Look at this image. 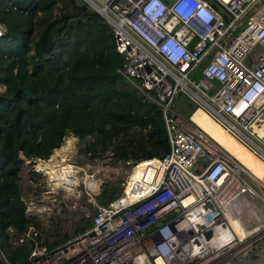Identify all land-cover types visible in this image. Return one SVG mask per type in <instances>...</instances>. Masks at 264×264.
<instances>
[{
	"label": "built area",
	"instance_id": "1",
	"mask_svg": "<svg viewBox=\"0 0 264 264\" xmlns=\"http://www.w3.org/2000/svg\"><path fill=\"white\" fill-rule=\"evenodd\" d=\"M80 1L108 25L117 71L159 105L168 151L153 171L133 168L89 227L33 241L22 264H224L264 236V176L173 104L185 97L264 164V0Z\"/></svg>",
	"mask_w": 264,
	"mask_h": 264
},
{
	"label": "trees",
	"instance_id": "2",
	"mask_svg": "<svg viewBox=\"0 0 264 264\" xmlns=\"http://www.w3.org/2000/svg\"><path fill=\"white\" fill-rule=\"evenodd\" d=\"M0 21L5 25L0 36V247L11 264H22L26 257L17 259L27 256L36 240L12 249L7 228L24 234L35 225L21 198L24 161L46 159L70 134L83 141L79 151L88 160L155 158L138 165L153 171L168 142L159 105L117 71L122 56L114 50L110 29L82 1L0 0ZM174 105L187 118L195 109L183 96ZM121 189L104 185L97 203L112 201ZM91 224L92 218L76 222L70 234L47 247Z\"/></svg>",
	"mask_w": 264,
	"mask_h": 264
},
{
	"label": "rangeland",
	"instance_id": "3",
	"mask_svg": "<svg viewBox=\"0 0 264 264\" xmlns=\"http://www.w3.org/2000/svg\"><path fill=\"white\" fill-rule=\"evenodd\" d=\"M77 2L81 4L80 0ZM60 3L56 2L54 13H57ZM87 8L91 10L89 6ZM242 24L241 22L239 25ZM198 75L199 71L196 70L192 77ZM1 87L3 89L0 85ZM176 115L181 122L191 120L198 126L203 125V128L199 127L245 165L252 175L264 176V164L218 124L204 116L199 109L193 110L188 118L179 112H176ZM82 145L83 141H78L76 137L68 134L63 137L57 148L52 149L46 159L24 161L19 171L21 198L25 204V213L32 217L35 225L28 226L21 242H16V235H9L7 241L10 248L28 247L32 240H37L47 247L54 239L70 234L76 222L83 223L93 217V211L99 206L97 195L104 185L113 190L122 188L133 168V176L138 175L142 169L151 171L150 168L135 167V163L131 162H113L105 156L88 160L87 155L79 151ZM92 182L97 185L91 186ZM71 188L74 189L69 191ZM71 237L73 236L69 238ZM263 239L264 236L257 242ZM66 240L67 238L63 241ZM2 254L6 258L3 251ZM25 257L26 254H21L17 262H21ZM0 264H5L2 256Z\"/></svg>",
	"mask_w": 264,
	"mask_h": 264
},
{
	"label": "water",
	"instance_id": "4",
	"mask_svg": "<svg viewBox=\"0 0 264 264\" xmlns=\"http://www.w3.org/2000/svg\"><path fill=\"white\" fill-rule=\"evenodd\" d=\"M224 264H264V239L247 248Z\"/></svg>",
	"mask_w": 264,
	"mask_h": 264
},
{
	"label": "bare ground",
	"instance_id": "5",
	"mask_svg": "<svg viewBox=\"0 0 264 264\" xmlns=\"http://www.w3.org/2000/svg\"><path fill=\"white\" fill-rule=\"evenodd\" d=\"M200 110V109H199ZM201 111V110H200ZM203 114H204V116H206L210 121H212V122H214L208 115H206L203 111H201ZM192 122V121H191ZM193 123V122H192ZM217 124V123H216ZM220 128H222L220 125H218ZM223 129V128H222ZM224 130V129H223ZM225 131V130H224ZM226 132V131H225ZM228 135H230L228 132H226ZM231 136V135H230ZM232 137V136H231ZM233 138V137H232ZM234 139V138H233ZM234 140H236V139H234ZM237 141V140H236ZM238 142V141H237ZM241 146H243L240 142H238ZM244 147V146H243ZM249 153H251L246 147H244ZM252 154V153H251ZM253 155V154H252ZM254 157H256L255 155H253ZM257 158V157H256ZM258 159V158H257ZM259 160V159H258ZM260 161V160H259ZM262 162V161H261ZM156 168H159V162H158V164L156 165ZM205 182H207V184H209V187L212 189V190H216V182H215V180H213L210 176H207L206 177V179H205ZM86 183V181L84 180V184ZM93 183V185H91V186H96L97 184L95 183V182H92ZM87 188V187H86ZM74 188H71L69 191H72ZM130 197H135L134 195H132V196H130ZM225 202L227 203V205H228V207L231 209V203H230V201L228 202V201H226L225 200ZM234 225V229L236 230V232H238V233H240V229L237 227V226H235V224H233Z\"/></svg>",
	"mask_w": 264,
	"mask_h": 264
},
{
	"label": "clouds",
	"instance_id": "6",
	"mask_svg": "<svg viewBox=\"0 0 264 264\" xmlns=\"http://www.w3.org/2000/svg\"><path fill=\"white\" fill-rule=\"evenodd\" d=\"M85 4V3H84ZM86 5V4H85ZM87 6V5H86Z\"/></svg>",
	"mask_w": 264,
	"mask_h": 264
}]
</instances>
